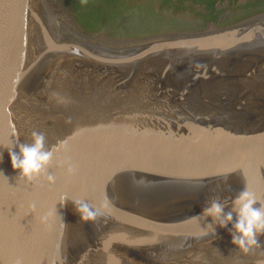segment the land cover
<instances>
[{"label":"water","instance_id":"water-1","mask_svg":"<svg viewBox=\"0 0 264 264\" xmlns=\"http://www.w3.org/2000/svg\"><path fill=\"white\" fill-rule=\"evenodd\" d=\"M110 6L88 20L62 0H0V256L264 264V235L243 254L231 224L202 215L215 198L231 211L246 186L264 204V10L251 13L264 0L207 14L191 0ZM33 131L53 153L54 184L11 167ZM105 200L95 222L73 208Z\"/></svg>","mask_w":264,"mask_h":264},{"label":"clouds","instance_id":"clouds-1","mask_svg":"<svg viewBox=\"0 0 264 264\" xmlns=\"http://www.w3.org/2000/svg\"><path fill=\"white\" fill-rule=\"evenodd\" d=\"M89 0H80L82 5H87ZM45 134L43 132L33 131L30 142L20 143L18 151H9V159L13 170H19V175L26 182H33L40 176H45L49 184L55 183V177L48 174V169L52 164L53 153L45 146ZM62 166L68 175L75 173V166L70 160H64ZM65 200L63 201V203ZM256 197L246 188L238 193L232 201V210L225 213V205L218 198L212 199L206 203L202 209V215L211 217L221 228L231 224L229 232L232 236L231 243L243 254H247L258 245V237L264 235V204L255 207ZM109 207L107 200L103 201L99 207H90L82 201H73L75 213L79 216L81 222H95L104 215ZM35 210V205L30 206ZM233 212L236 214L235 223H233ZM49 214L40 217L41 223H46Z\"/></svg>","mask_w":264,"mask_h":264},{"label":"trees","instance_id":"trees-1","mask_svg":"<svg viewBox=\"0 0 264 264\" xmlns=\"http://www.w3.org/2000/svg\"><path fill=\"white\" fill-rule=\"evenodd\" d=\"M205 1L208 3L207 9H210L218 0H213V2L212 0H201L200 3L203 4ZM110 5L111 0H89L88 4L84 5L86 7V13H80L79 17L88 20H96L105 8L111 7Z\"/></svg>","mask_w":264,"mask_h":264},{"label":"flooded vegetation","instance_id":"flooded-vegetation-1","mask_svg":"<svg viewBox=\"0 0 264 264\" xmlns=\"http://www.w3.org/2000/svg\"><path fill=\"white\" fill-rule=\"evenodd\" d=\"M67 6H69L70 8H71V10L74 12V14L76 15V17L77 18H79V14L80 13H82V14H85L86 13V7L84 6V5H82L81 3H80V0H77L78 1V6L80 5L81 6V8H82V11H79L78 12V10H76V8H74V0H62ZM111 1H113V0H111ZM191 1H193V2H196V3H198L199 5H201L202 7H203V9H204V13H212L214 10L216 11V10H218V8H216V6L219 4V3H234V2H236L237 0H218V1H216L215 2V4L213 5V7L212 8H210V9H207V5H208V3L206 2H204L203 4L202 3H200V1L201 0H191ZM212 2H213V0H212ZM264 9H259V10H255V11H253V12H251V13H256V12H260V11H263ZM223 17H220L219 19H216V21L218 22V24L219 23H221V21L223 20L222 19Z\"/></svg>","mask_w":264,"mask_h":264},{"label":"snow or ice","instance_id":"snow-or-ice-1","mask_svg":"<svg viewBox=\"0 0 264 264\" xmlns=\"http://www.w3.org/2000/svg\"><path fill=\"white\" fill-rule=\"evenodd\" d=\"M262 163H264V160H262ZM251 193H252V192H251ZM252 194L255 196L254 193H252ZM261 199H264V194H262ZM0 264H5V262H4L3 258H2V256H0Z\"/></svg>","mask_w":264,"mask_h":264}]
</instances>
